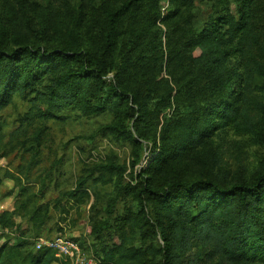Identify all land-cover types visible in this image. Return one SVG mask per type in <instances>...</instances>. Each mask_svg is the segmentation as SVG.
I'll return each instance as SVG.
<instances>
[{
  "label": "trees",
  "instance_id": "trees-1",
  "mask_svg": "<svg viewBox=\"0 0 264 264\" xmlns=\"http://www.w3.org/2000/svg\"><path fill=\"white\" fill-rule=\"evenodd\" d=\"M200 4L205 13L197 21L193 10ZM158 6L159 0H121L108 9L100 58L73 35L52 48L34 42L12 48L0 38V109L14 94L34 95L46 103V114L56 116L57 108L85 116L110 112L115 122L106 127L109 132L135 146L153 141L149 164L140 171L143 179L123 188L138 208L128 205L115 219L113 244L95 252L102 264H264V157L250 175L169 173L201 159L200 150L231 126L255 131L248 105L260 103L254 90L264 92V0H170L163 17ZM184 15L187 25L175 22L178 34L172 40L169 23ZM128 17L135 24L122 32L120 21ZM159 20L167 33L152 26ZM155 41L161 70L170 63L189 71L176 80L183 92L187 84L195 89L186 108H172L180 92L174 93L168 80L151 83L144 76ZM10 177L21 194L26 191L20 178ZM86 185L85 177L78 179L67 195L88 196ZM29 204L0 209V227L18 231L14 243L0 244V264H69L49 249H34L49 208L29 209ZM16 215L28 216L32 227L23 228ZM93 230L99 234L102 228ZM149 240L160 243L147 245Z\"/></svg>",
  "mask_w": 264,
  "mask_h": 264
},
{
  "label": "rangeland",
  "instance_id": "rangeland-1",
  "mask_svg": "<svg viewBox=\"0 0 264 264\" xmlns=\"http://www.w3.org/2000/svg\"><path fill=\"white\" fill-rule=\"evenodd\" d=\"M120 2L0 0V38L12 48L20 42H34L52 48L65 45L73 35L100 58L104 48L101 37L107 23L106 11ZM158 7L161 17L165 16L171 8L170 0H159ZM202 8L200 4L193 10L197 21L198 15L205 13ZM139 14L145 18L143 10ZM185 21L188 17L184 15L169 23L172 40L178 34L173 28L175 22L186 26ZM134 22L133 17L122 19L120 30L128 31ZM151 24L162 29L163 33L168 31L160 20ZM146 56L144 76L151 83L163 84L168 80L173 92H180L178 102L172 108H186L195 89L187 84L183 92L176 80L180 74L186 76L189 71L170 63L164 64L161 70L157 41L151 44ZM111 75L112 72L108 74ZM256 84H262L260 77L256 78ZM33 96L23 98L14 94L11 102L0 109V209L13 210L28 200L29 209L35 205L47 206L49 219L40 236L68 234L78 238L91 252H101L114 242L115 219L128 205L133 210L138 208L137 201L127 196L123 188L134 184L136 179H143L140 171L149 164L153 141L142 139L141 145L135 146L128 139L109 132L106 127L115 122L110 112L85 116L78 110L57 108L52 111L56 116L46 114V103L32 99ZM252 97L260 102L248 105L254 132L231 126L216 134L200 150L201 159L195 157L178 164L176 170L169 173L192 177L213 170L250 175L264 157V92L254 90ZM111 164L119 169L108 168ZM10 176L20 178L26 191L21 194ZM82 177L87 179L88 196L82 191L68 196L67 193L76 188L77 180ZM27 190L28 194H25ZM15 219L23 228L32 227L26 215H16ZM95 225L102 228L99 234L93 230ZM17 234L16 230L0 227V244L9 240L14 243ZM40 236L33 238L35 250ZM151 241H147V245ZM152 243L158 246L160 242L153 240Z\"/></svg>",
  "mask_w": 264,
  "mask_h": 264
},
{
  "label": "built area",
  "instance_id": "built-area-1",
  "mask_svg": "<svg viewBox=\"0 0 264 264\" xmlns=\"http://www.w3.org/2000/svg\"><path fill=\"white\" fill-rule=\"evenodd\" d=\"M36 249H49L59 260L69 264H102V258L84 247L80 240L68 234H58L54 237L40 236Z\"/></svg>",
  "mask_w": 264,
  "mask_h": 264
}]
</instances>
